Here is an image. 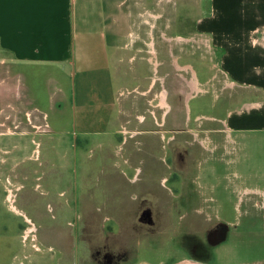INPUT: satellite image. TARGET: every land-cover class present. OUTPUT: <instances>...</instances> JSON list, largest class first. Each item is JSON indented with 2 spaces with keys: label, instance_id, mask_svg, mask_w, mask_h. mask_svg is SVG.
Masks as SVG:
<instances>
[{
  "label": "crops",
  "instance_id": "obj_1",
  "mask_svg": "<svg viewBox=\"0 0 264 264\" xmlns=\"http://www.w3.org/2000/svg\"><path fill=\"white\" fill-rule=\"evenodd\" d=\"M121 64L126 65L122 72ZM169 66L186 89L184 122L195 113V121L215 127L192 138L212 156L198 163L200 172L206 170L205 181L197 178L206 182V211L224 221L208 219L193 227L223 228L225 234L216 243L195 234L187 240L188 254L175 259L141 256L142 251L153 254L141 243L129 264H264V0H0V83L5 88L17 84L12 100L24 98L19 87L25 79L45 73L66 83L67 90L58 89L63 93L58 101L67 98L74 83L81 116L88 105L103 115L119 104L116 114L100 119L112 129L96 133L113 140L121 134L120 147L131 148L110 163L133 188L119 195L123 198L110 211L123 237L135 228L137 212L150 211L151 198L134 189L141 172L130 155L153 133V109L160 111L156 127L161 129L172 111ZM200 101L211 105L202 107ZM36 116L53 130L46 114ZM82 133L91 132L83 127ZM97 206L96 212L105 209ZM192 211L199 213L201 207ZM235 213L250 219L225 220L224 214Z\"/></svg>",
  "mask_w": 264,
  "mask_h": 264
},
{
  "label": "rangeland",
  "instance_id": "obj_2",
  "mask_svg": "<svg viewBox=\"0 0 264 264\" xmlns=\"http://www.w3.org/2000/svg\"><path fill=\"white\" fill-rule=\"evenodd\" d=\"M124 69L126 65L121 64V72ZM43 74L25 79V85L19 84L24 98L18 101L10 97L17 92V84L9 83L5 88L0 83V264H129L133 260L131 252L141 243L153 252L142 251L141 256L157 253L175 259L188 254L187 240L195 234L204 233L212 243L224 236L223 228L193 227L208 219L224 221L220 214L206 211L207 186L202 182L206 170L200 172L198 163L212 156L192 138L194 132L203 137L215 127L195 121V113L189 123L184 122L182 97L186 89L170 66L166 86L172 111L161 129L156 127L160 111L153 109V133L146 134L142 148L130 155L141 172L134 189L145 190L151 198L150 211L135 214V228L125 237L119 234L110 211L113 202L123 198L119 195L133 188L117 176L111 165L131 148L125 143L120 147L118 138H124L121 134L113 140L96 133L107 126L100 119L112 111L116 114L119 104L115 101L114 110L109 107L105 115H98L87 104L81 116L74 83L68 85L67 98L58 101L63 96L58 89L67 90L66 83L60 77ZM123 83L125 80H120L119 84ZM162 104L167 106L166 102ZM198 104L207 107L211 102ZM38 113L47 115L53 132L42 116H36ZM83 127L91 133L81 134ZM177 192H199L201 196L182 197ZM104 199L109 200L108 206ZM97 204L105 209L96 212L101 209ZM198 206L201 212H193ZM224 215L225 220L238 223L250 219L246 214Z\"/></svg>",
  "mask_w": 264,
  "mask_h": 264
}]
</instances>
